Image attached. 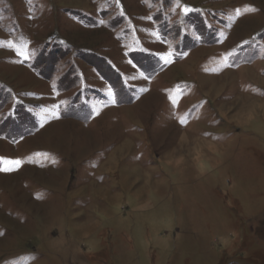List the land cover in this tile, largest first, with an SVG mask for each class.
Returning a JSON list of instances; mask_svg holds the SVG:
<instances>
[{"label": "rangeland", "instance_id": "obj_1", "mask_svg": "<svg viewBox=\"0 0 264 264\" xmlns=\"http://www.w3.org/2000/svg\"><path fill=\"white\" fill-rule=\"evenodd\" d=\"M0 264H264V0H0Z\"/></svg>", "mask_w": 264, "mask_h": 264}, {"label": "snow or ice", "instance_id": "obj_2", "mask_svg": "<svg viewBox=\"0 0 264 264\" xmlns=\"http://www.w3.org/2000/svg\"><path fill=\"white\" fill-rule=\"evenodd\" d=\"M184 11L185 12H187L188 11V9L187 8H185L184 9ZM21 55H24V53L23 52H21L20 53ZM173 103L175 104V103H177V101L176 100H173ZM181 122L183 123L184 121L183 120H181ZM11 163H13V164H15V165H19L20 164V161H13V162H11ZM4 171H10L11 170V168H5V169H3Z\"/></svg>", "mask_w": 264, "mask_h": 264}, {"label": "bare ground", "instance_id": "obj_3", "mask_svg": "<svg viewBox=\"0 0 264 264\" xmlns=\"http://www.w3.org/2000/svg\"><path fill=\"white\" fill-rule=\"evenodd\" d=\"M51 138H53V137H51ZM53 140V139H52Z\"/></svg>", "mask_w": 264, "mask_h": 264}]
</instances>
